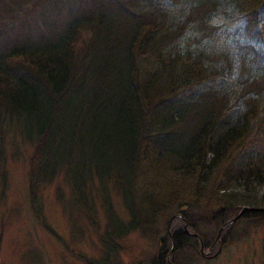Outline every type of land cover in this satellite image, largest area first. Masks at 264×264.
<instances>
[{"label": "trees", "instance_id": "1", "mask_svg": "<svg viewBox=\"0 0 264 264\" xmlns=\"http://www.w3.org/2000/svg\"><path fill=\"white\" fill-rule=\"evenodd\" d=\"M263 14L264 0H0L1 193L18 137L35 216L40 189L63 187L96 226L86 264H122L132 233L155 245L140 264H199L219 228L222 246L264 229Z\"/></svg>", "mask_w": 264, "mask_h": 264}, {"label": "rangeland", "instance_id": "2", "mask_svg": "<svg viewBox=\"0 0 264 264\" xmlns=\"http://www.w3.org/2000/svg\"><path fill=\"white\" fill-rule=\"evenodd\" d=\"M20 143L17 137L8 148L7 186L3 194L0 191V264H86L85 259H97L100 252L96 226L77 219L67 188L61 187L58 192L53 191L54 186L40 189L35 203L41 214L35 216L27 191L26 160L30 148ZM111 204L119 214L121 209L116 199ZM168 217L159 219L156 226L159 233ZM235 233L238 235L233 234L232 241L222 246L220 231L209 250L200 252L207 261L199 264H264V229L244 234L237 227ZM121 247L122 264L143 263L155 249L152 241L138 233L126 236Z\"/></svg>", "mask_w": 264, "mask_h": 264}, {"label": "water", "instance_id": "3", "mask_svg": "<svg viewBox=\"0 0 264 264\" xmlns=\"http://www.w3.org/2000/svg\"><path fill=\"white\" fill-rule=\"evenodd\" d=\"M242 211V209L240 210V212ZM238 215H239V213H238ZM237 215V216H238ZM173 218H180V216L179 215H173V216H171L170 218H169V220H168V223H167V232L169 231V223H170V221L173 219ZM236 218V217H235ZM234 220V219H233ZM232 220V221H233ZM231 221V222H232ZM183 229H184V231L187 233V234H189L187 231H186V227H185V224H183ZM222 230V228H219V230L217 231V234H216V238H217V236L219 235V233H220V231ZM194 237H196L195 235H193ZM202 251V244L200 243L199 244V252H201Z\"/></svg>", "mask_w": 264, "mask_h": 264}]
</instances>
